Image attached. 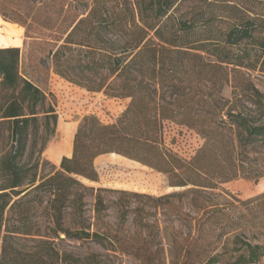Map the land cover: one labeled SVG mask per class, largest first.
Instances as JSON below:
<instances>
[{"label":"trees","instance_id":"1","mask_svg":"<svg viewBox=\"0 0 264 264\" xmlns=\"http://www.w3.org/2000/svg\"><path fill=\"white\" fill-rule=\"evenodd\" d=\"M232 7L227 0H91L84 17L53 34L34 33L19 20L31 45L52 46L44 59L54 75L129 103L112 124L84 117L71 156L40 175L57 116L22 72L20 50L0 49V264L264 262V193L242 201L220 189L264 176V117L252 123L236 95L222 94L229 67L246 68L241 44L254 29ZM228 21L216 37L215 24ZM261 52L264 72V45ZM167 125L203 140L190 160L165 145ZM105 154L164 175L178 191L151 196L87 187L81 180L98 181L94 161ZM171 216L187 234L170 226ZM66 240L91 242L102 253L69 252Z\"/></svg>","mask_w":264,"mask_h":264},{"label":"rangeland","instance_id":"2","mask_svg":"<svg viewBox=\"0 0 264 264\" xmlns=\"http://www.w3.org/2000/svg\"><path fill=\"white\" fill-rule=\"evenodd\" d=\"M227 2L233 6L232 8L236 6L241 11L243 20L253 25L254 29L251 38L241 44L244 50L242 64L246 68L234 70L232 66L229 67V81L222 94L226 98L236 95L239 98L238 109L247 114L252 123L257 124L264 117V72H261V51L264 45V0H227ZM90 7L91 0H0V49L18 48L20 50L22 72L39 85L57 116L55 133L42 155L43 160L49 165L39 166L40 175H47L52 170L50 166L52 163L48 156L52 160L55 155L56 160L59 155L69 154L72 151L73 136L84 117L94 116L101 124H112L129 103L128 99H111L102 92L89 93L54 75L50 62L44 59L52 46L31 45L32 40L25 38V28L19 24V20L32 24L34 33L38 30L46 34H53L54 31L63 33L70 21L84 17ZM234 12V10H228V16L233 15ZM1 14L14 21L5 20ZM229 25V21L216 23L215 31L219 34L215 36L219 37L220 32L224 33ZM42 58L45 65L41 64ZM248 85H252L263 95V98L255 96L254 92L247 87ZM163 138L165 145L185 160L194 157L203 145V140L194 132L174 125L166 126ZM33 164L34 160L29 163V166ZM94 166L98 181L96 183L81 181L95 190L127 191L151 196H162L178 191L168 186L164 175L115 154L99 156L94 161ZM263 188L264 176L256 183L238 178L220 186L221 190L242 201L263 194ZM86 204L87 209L91 210L92 193H89ZM110 216L109 221L114 222L112 213ZM169 220H171V227L181 231L182 234L188 233L184 222H177L173 216L169 217ZM249 230L251 229L248 227L246 234ZM62 246L65 250L80 255L90 252L102 253V249L91 242L66 240ZM121 262L130 264L131 260L122 258Z\"/></svg>","mask_w":264,"mask_h":264},{"label":"crops","instance_id":"3","mask_svg":"<svg viewBox=\"0 0 264 264\" xmlns=\"http://www.w3.org/2000/svg\"><path fill=\"white\" fill-rule=\"evenodd\" d=\"M71 154H72V151L69 154H61V155H59L56 160L54 159L55 155H53V159L52 160L49 158V156H48V159L52 163V165H54L55 167H58L59 164H60L61 159L63 157H70Z\"/></svg>","mask_w":264,"mask_h":264},{"label":"bare ground","instance_id":"4","mask_svg":"<svg viewBox=\"0 0 264 264\" xmlns=\"http://www.w3.org/2000/svg\"><path fill=\"white\" fill-rule=\"evenodd\" d=\"M262 181H263V180H262ZM261 186H262V185H261ZM261 186H260V187H261ZM263 189H264V188H263Z\"/></svg>","mask_w":264,"mask_h":264}]
</instances>
